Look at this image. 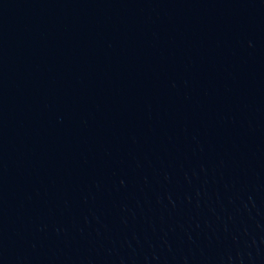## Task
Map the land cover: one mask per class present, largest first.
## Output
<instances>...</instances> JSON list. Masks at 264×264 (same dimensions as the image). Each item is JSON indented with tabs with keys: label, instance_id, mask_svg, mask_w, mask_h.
<instances>
[{
	"label": "water",
	"instance_id": "water-1",
	"mask_svg": "<svg viewBox=\"0 0 264 264\" xmlns=\"http://www.w3.org/2000/svg\"><path fill=\"white\" fill-rule=\"evenodd\" d=\"M0 264H264V0H0Z\"/></svg>",
	"mask_w": 264,
	"mask_h": 264
}]
</instances>
